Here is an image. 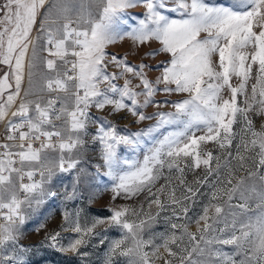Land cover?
Segmentation results:
<instances>
[{
  "label": "snow or ice",
  "instance_id": "1",
  "mask_svg": "<svg viewBox=\"0 0 264 264\" xmlns=\"http://www.w3.org/2000/svg\"><path fill=\"white\" fill-rule=\"evenodd\" d=\"M46 4L49 0H0V66L5 69L0 122L7 120L0 143V264H28L31 249L20 244L22 227L31 212L57 196L49 188L57 173L76 170L79 183L85 169L78 166L93 124L91 141L98 143L102 161L96 174L110 181L103 191L110 190L113 200L146 192L148 211L117 206L109 216L82 223L81 210L65 208L61 231L75 237L63 243L61 231H55L42 247L87 257L81 249L101 235L96 229L110 227L120 235L110 242L104 264H120V257L124 264H264V125L257 130L249 115L264 116V0H51L39 29L43 36L35 38L44 41L38 48L32 32ZM135 8H143L142 15L130 17ZM125 40L136 47L158 42L160 48L145 58L169 56L157 66L155 80L149 78L150 65H132L126 56L106 51ZM109 65L119 71L109 72ZM43 94L47 99H29ZM158 94L183 98L157 101ZM150 106L173 111L146 115ZM92 108L155 123L122 134L106 118L91 117ZM209 143L224 152L223 164L207 149ZM121 148L142 155L122 158ZM201 168L204 177L196 187L189 185L186 173ZM213 173L207 203L189 217L200 187ZM162 178L166 182L157 188ZM77 196L74 186L64 199ZM166 210L171 231L156 243L145 233ZM193 224L196 232L189 230Z\"/></svg>",
  "mask_w": 264,
  "mask_h": 264
},
{
  "label": "rangeland",
  "instance_id": "2",
  "mask_svg": "<svg viewBox=\"0 0 264 264\" xmlns=\"http://www.w3.org/2000/svg\"><path fill=\"white\" fill-rule=\"evenodd\" d=\"M207 2L212 4H227L229 3V0H207ZM51 3V0H49V4ZM49 4L45 5V8L41 10L40 16L37 18V23L33 28L32 37H33V43L34 45H37L38 48L42 47L44 44L43 39L36 40L35 38L37 36L42 37L43 34L39 31L42 17L44 16ZM144 9L143 8H135L130 9L128 15L130 17H135L142 15ZM169 15H172L173 18H178L173 13H167ZM129 23H134L133 20H130ZM160 48V45L158 42H153L150 45L136 47L132 44L131 41L125 40L121 43L111 45L109 46L106 51L109 54H115L117 56L127 57L128 63L132 65H140V64H147L150 65V67L153 69L152 71L148 72L149 78L152 80H155L157 76L160 75V72L157 69L158 65H161V62H166L169 60V56L165 53H161L158 55L155 59L145 58L146 54L157 50ZM41 57L45 56L46 53L39 52L38 53ZM31 56V48L29 49V57ZM215 59V58H214ZM4 67L0 66V75L3 74ZM109 72L119 70L114 65H109L108 68ZM146 71H148L146 69ZM255 72V69H254ZM130 79H133V85L138 83V80L129 77ZM34 80L36 81V84L34 85V91L38 89L39 87V74L34 77ZM118 83L122 86L124 81L120 80ZM237 81L234 78L233 84H236ZM251 83V81H250ZM28 87V81L27 77L25 78L23 88L27 89ZM55 95V94H53ZM60 95H64L63 93H60ZM229 94L227 91L225 92V96L227 97ZM24 98V92H21V99ZM47 99V94H43L41 97L37 96H31L29 99ZM183 97L172 95V96H165L163 94H158L155 99L157 101H177L182 99ZM143 98H141L142 100ZM242 100V98H239ZM19 103V101L17 102ZM157 111H173L171 107H165V108H154V107H148L145 110L146 115H152ZM111 112L110 108H105L102 112L97 111L95 108H92L90 110V116L93 118L99 117V118H106L109 122L116 125L117 129L122 134H130L139 132L142 128H147L150 125L154 124V120L145 121L143 123H136V118L132 117L130 114L121 113L118 115H110ZM251 118L254 121V126L257 130L261 128V125H264V116L255 115L253 113L249 114ZM8 119H12L11 116H9ZM57 124L60 122L57 121ZM7 120L4 122H0V129L2 127L6 128ZM242 125L241 123H238L234 126L236 130H239ZM89 137L86 139L88 140V143L86 145L87 147V153L84 159V162L78 166L83 167L85 169V173L81 174L79 177V183H75L76 181V170H73L71 173H57L56 176L53 177V180L51 184L49 185V188L52 191H55L57 193V196L54 198L48 199L43 205H41L37 210L30 213L29 219L22 227L23 235L20 240V244L24 247H27L31 249L26 254V259L28 264H104L105 257L107 254V249L109 247L110 242L113 239H116L119 237L120 233L115 228H107V231H105V227H99L96 229V232L100 233L101 235H97L93 237L88 246L86 248L81 249V251H85L88 253L87 257H76L72 254H62L60 252H57L49 247H42V242H44L45 237L53 233L55 231H61V227L63 224L62 220V211L67 208L70 211L74 210H81V221L83 222H91L94 218L98 216H109L110 212L109 209L112 207L117 206H132L139 208L140 206H143L145 211H148V202L151 199V197L148 195V193H141L139 196L133 198V199H124L122 197H117L115 200H113V193L108 191H103L105 186L110 183L107 177H104L102 175L96 174V168L95 166L97 164H102V161L100 159V151H99V145L98 143H93L91 141V135L96 132V126L90 125L89 126ZM237 141H233V155H235V146ZM207 149L212 151L214 156L219 155L221 156V163L223 164L225 157V154L222 150H220L218 147H216L214 144L209 143L206 145ZM120 154L122 158H136L137 155H142V153L134 154L130 150H126L124 148L120 149ZM54 156L55 153H52ZM236 161L233 159L232 164L235 166ZM103 172V169H101V173ZM221 178L225 175L224 170L221 169ZM239 175H244L245 173L240 172ZM165 177L168 176L167 170H165ZM175 174H173V181L172 183L175 185L178 182L175 180ZM204 177V170L203 168L197 169L194 172L188 171L186 173V181L189 185H192L193 187H196V181L198 179H202ZM215 173H213L212 176L208 177L209 184H204L200 187L199 192L197 194V199L195 204L191 205V210L189 211L188 215L189 217H193L194 213H199L202 206L207 203L209 196L208 193H210L211 188L210 184H212L215 181ZM166 181L165 179H161L157 183V188L160 187V185L164 184ZM76 187L78 190V196L77 199L67 201L64 199V196L67 192H71L73 187ZM156 189H153L155 191ZM166 197H162V199H165ZM157 211V208L155 205L152 206L151 212L155 214ZM171 216V211L166 210L160 213L159 217L155 221V223L152 225L151 229L147 230L145 235L147 236L149 233L153 234L155 237V242L160 243V236L163 234H167L169 231H171L168 227L169 221L165 218ZM43 224L44 227L37 230V225ZM190 231L196 232V226L195 224L191 225ZM178 231V230H177ZM75 233L68 231L64 232L61 231V238L63 243H67L69 239L75 237ZM101 239H103V243H101ZM161 254L166 255V253L163 252V249H161ZM120 264H124L125 258L120 257L118 258ZM156 264H163V261H157Z\"/></svg>",
  "mask_w": 264,
  "mask_h": 264
},
{
  "label": "built area",
  "instance_id": "3",
  "mask_svg": "<svg viewBox=\"0 0 264 264\" xmlns=\"http://www.w3.org/2000/svg\"><path fill=\"white\" fill-rule=\"evenodd\" d=\"M5 136H6V128L5 127H2L0 129V143L4 142L5 141ZM19 141H17L18 143ZM38 178V177H37ZM25 182H27V180H25Z\"/></svg>",
  "mask_w": 264,
  "mask_h": 264
}]
</instances>
